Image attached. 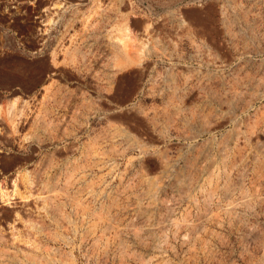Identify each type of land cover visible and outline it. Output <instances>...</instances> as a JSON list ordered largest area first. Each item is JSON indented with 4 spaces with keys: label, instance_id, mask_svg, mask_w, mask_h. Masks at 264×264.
<instances>
[{
    "label": "rangeland",
    "instance_id": "374dc122",
    "mask_svg": "<svg viewBox=\"0 0 264 264\" xmlns=\"http://www.w3.org/2000/svg\"><path fill=\"white\" fill-rule=\"evenodd\" d=\"M46 261L264 264V0H0V264Z\"/></svg>",
    "mask_w": 264,
    "mask_h": 264
},
{
    "label": "bare ground",
    "instance_id": "6f19581e",
    "mask_svg": "<svg viewBox=\"0 0 264 264\" xmlns=\"http://www.w3.org/2000/svg\"><path fill=\"white\" fill-rule=\"evenodd\" d=\"M183 28H184V27H183ZM117 37H118V36H117ZM121 37H122V36H121ZM142 39H143V38H142ZM128 40H129V39H128ZM122 43H123V42H122ZM150 43H151V42H150ZM132 44H133V43H132ZM133 45H135V44H133ZM145 45H146V47H145ZM147 45H148V44H147L146 42H144V40H143V41H141V44L138 45V46H140V47H139V50L136 49V48H134V47H137V48H138V46H134V47L132 46V47H133L134 49L138 50V53H139L140 50L143 52V50L147 48ZM149 45L151 46V44H149ZM153 46H154V45H153ZM132 47H129V48H127V49H130V48H131V49H132V52L135 51V54H137V53H136V50H134ZM141 47H143V48H142L143 50L140 49ZM151 47H152V46H151ZM131 49H130V50H131ZM150 49H151V48H150ZM124 50H125V49H124ZM148 50H149V48H148ZM128 51H129V50H128ZM129 52H130V51H129ZM142 52H141V53H142ZM144 52H146V51H144ZM139 54H140V53H139ZM139 54H138V56H139ZM142 54H143V53H142ZM138 56H136V57L139 59L141 56H140V57H138ZM140 59H141V58H140ZM227 114H228V113H227ZM197 115H198V114H197ZM225 118H227V117H225ZM228 119H229V118H228ZM237 129H238V128H237ZM114 130H115V129H114ZM207 130H208V129H207ZM115 131H116V130H115ZM120 131H121V130H120ZM120 131H119V129H118V131H117L116 133H114V132H113V133L116 135V134H117L118 132H120ZM121 132H122V131H121ZM113 133H112V134H113ZM105 134H106V133H105ZM112 134L109 132L108 135H109V136H110V135L113 136ZM118 134H119V133H118ZM121 134H122V133H121ZM111 136H110V137H111ZM124 136H125V135H124ZM190 136H191V134H190ZM113 137H114V136H113ZM115 137H116V136H115ZM115 137H114L113 139H116V138H117V137H116V138H115ZM131 137H132V136H131ZM131 137H129V135H128V137L125 136V140L128 139V142L131 143V145H132V143H136V141L134 140L135 138L133 139V138H131ZM133 137H134V136H133ZM123 138H124V137H123ZM108 139H110V138H108ZM111 139H112V138H111ZM113 139H112V140H113ZM116 141H117V140H116ZM122 142H124V141H122ZM128 142H127L126 144L130 146V144H128ZM112 144H113V143H112ZM115 144H116V143H115ZM137 144H138V142H137ZM142 144H143V143H142ZM142 144L140 143V145H142ZM140 145H139V147H140ZM91 146H92V145H91ZM111 146H112V145H111ZM115 146H116V145H115ZM115 146H114V147H115ZM117 146H118V145H117ZM135 146H136V145H135ZM137 146H138V145H137ZM118 147H119V146H118ZM144 147H145V145H144ZM197 147H198V146H197ZM110 148H111V147H110ZM119 148H120V147H119ZM121 148H122V147H121ZM125 148H126V146H125ZM137 148H138V147H137ZM140 148H141V147H140ZM106 149H107V148H106ZM112 149H115V148L112 147ZM116 149H117V148H116ZM100 151H102V150H100ZM122 151H123V149H122ZM109 152H110V151H109ZM141 152H142V151H141ZM188 152H189V151H188ZM188 152H187V153H188ZM204 152H205V151H204ZM206 152H207V151H206ZM95 153H96V151H95ZM105 153H106V152H105ZM107 153H108V152H107ZM115 153H116V152H114V154H115ZM148 153H149V152H148ZM158 153H159V152H158ZM99 154H101V153H99ZM99 154H98V156H97V159H98L99 163L102 164V163L105 161V160H104V156H102L103 153H102V155H99ZM118 154H121V153H119V151H118ZM200 154H201V153H200ZM116 155H117V154H116ZM158 155H160V154H158ZM158 155H157V156H158ZM188 155H189V154H188ZM112 156H113V155H112ZM176 156H177V155H176ZM107 157H109V155H108ZM117 157H118V156H117ZM161 157H162V156H161ZM178 157H181V156L178 155ZM178 157H173L172 159H168V158H167L168 160L164 159V157H163L164 160H162V163H161L162 175H161L160 177H157V178L149 179V184H148V185H149V189H148V195H147V196H149L148 198L150 199V201H149L148 205H147L146 207H144V209H143L145 214H146V212L152 211V210L155 208V205H156V203H157V194H158V192H159L161 189H163L164 186H167V184H168L167 182H171V186H173V187H175V188H177V189H179V190L181 191V193H179V195L182 194V193L187 195V193H189L188 191L191 189V187H192V183H190V180H189L188 176H187L185 173H183V172H176V171H175V174H172V169H173L174 166L177 164V162H178ZM187 157H188V156H187ZM187 157H186V158H187ZM109 158H110V157H109ZM113 158H114V157H113ZM115 158H116V157H115ZM195 158H196V157H195ZM105 159H106V158H105ZM182 159H183V158H182ZM224 159H225V158H224ZM94 160H96V158H94ZM94 160H93V165L95 164L94 162H96V163L98 162V161H94ZM113 160H114V159H113ZM183 160H184V159H183ZM204 160H205V159H204ZM159 161H161V160H159ZM208 161H209V160H208ZM107 162H108V161H107ZM109 162H110V161H109ZM184 162H185V161H184ZM115 163H116V162H115ZM105 164H107V163H105ZM105 164L103 163V166H104ZM97 165H98V163H97ZM97 165L95 164L94 166L97 167ZM113 165H115V164L113 163ZM99 166H100V165H99ZM109 166H110V165H109ZM104 167H105V166H104ZM113 167H114V166H113ZM97 168H98V167H97ZM98 169H99V168H98ZM104 169H105V168H104ZM107 169H108V168H107ZM109 169L111 170V168H109ZM109 169H108V170H109ZM178 169H179V168H178ZM99 170H100V169H99ZM203 170H204V169H203ZM111 171H112V170H111ZM199 171H200V170H199ZM106 172H107V171H106ZM186 172H188V170H187ZM104 173H105V172H104ZM106 174H109V172L106 173ZM106 174H105V175H106ZM102 175H103V174H102ZM111 175H112V174H111ZM199 175H200V174H199ZM103 176H104V175H103ZM108 176H109V175H108ZM113 176H114V175H113ZM98 178H99V176H98ZM101 178H102V177H101ZM120 178H121V177H120ZM148 178H149V177H148ZM190 178H191V177H190ZM203 178H204V177H203ZM145 179H146V178H145ZM102 180H103V179H101V182H102ZM107 180H109V179H107ZM110 180H112V179H110ZM110 180H109V181H110ZM146 180H147V179H146ZM34 181H35V180H34ZM76 181H77V180H76ZM208 181H209V180H208ZM98 182H99V181H98ZM98 182H96L97 185H98L99 183H101V182H99V183H98ZM105 182H106V183H105ZM105 182H104V183H105V185L107 186L108 183H107L106 180H105ZM144 182H145V180H144ZM43 183H44V182H43ZM93 183H94V182H93ZM104 183H103V184H104ZM109 183H110V182H109ZM145 183H146V182H145ZM209 183H210V181H209ZM90 184H91V183H90ZM103 184H102V186H103ZM43 185L45 186V184H43ZM94 185H95V184H93L92 186L94 187ZM109 185L111 186V184H109ZM109 185H108V186H109ZM145 185H146V184H145ZM199 185H200V184H199ZM89 186H90V185L87 184V186H84V188H85V187H88V189H86V190H89V189H90ZM95 186H96V185H95ZM102 186H101V187H102ZM106 186H103V187H106ZM110 186H109V188H111ZM193 186H195V185H193ZM146 187H147V186H146ZM42 188L46 190V188H48V186H45V188L42 186ZM42 188H41V190L44 192V190H43ZM97 188H98V187H97ZM109 188H107V189L109 190ZM147 188H148V187H147ZM170 189H172V188H170ZM170 189H169V187H168V190H170ZM177 189H176V190H177ZM41 190H40V191H41ZM47 190H48V189H47ZM86 190H84V193H85ZM98 190H99L100 195H101V192L104 191L103 188H102V189L99 188ZM166 190H167V189H166ZM42 191H41V193H42ZM110 191H111V190H110ZM120 191H121V190H120ZM146 191H147V190H146ZM45 192H46V191H45ZM95 192H96V191H95ZM160 192H161V191H160ZM176 192H177V191H176ZM41 193H38V194H41ZM51 193H52V192H51ZM91 193H92V192H91ZM105 193H107V192H105ZM161 193H162V192H161ZM46 194H48V193H46ZM88 194H90V193H88ZM95 194H97L96 196H98V192L95 193ZM103 194H104V193H103ZM146 194H147V192H146ZM146 194H145V196H146ZM43 195H44V194H43ZM85 195H87V193H85ZM108 195H109V194H108ZM208 195H209V194H208ZM33 196H34V194H33ZM145 196H144V197H145ZM184 196H185V195H184ZM189 196H190V195H189ZM88 198H89V197H88ZM90 198H91V197H90ZM95 198H96V197H95ZM110 198H111V197H110ZM142 198H143V197H142ZM148 198H147V199H148ZM158 198H159V197H158ZM160 198H161V197H160ZM160 198H159V199H160ZM48 199H50V200H48ZM73 199H74V198H73ZM96 199H97V198H96ZM96 199H95V200H96ZM106 199H107V198H106ZM112 199H113V198H112ZM132 199H133V198H132ZM147 199H146V200H147ZM159 199H158V200H159ZM37 200H39V202H40L39 205L42 204V207H43L44 203L47 202V201H49V202H48V205H50L49 203L51 202V197L49 198L48 195H44V196H41V195L38 196V195H37ZM88 200H89V199H88ZM92 200H93V199H92ZM110 200H111V199H110ZM134 200H135V198H134ZM144 200H145V199H144ZM160 200H161V199H160ZM52 201H53V200H52ZM74 201H75V200H74ZM97 201H99V199H98ZM111 201H112V200H111ZM35 202H36V201H35ZM95 202H96V201H95ZM108 202H109V201H108ZM37 203H38V202H37ZM37 203H36V204H37ZM93 203H94V202H93ZM98 203H99V202H98ZM137 203H138V202H137ZM144 203H145V202H144ZM45 204H46V203H45ZM52 204H53V203H52ZM131 204H132V203H131ZM134 204H136V203H134ZM145 204H146V203H145ZM48 205L46 204V206H48ZM76 205H77V204H76ZM137 205L140 206L139 204H137ZM137 205H136V206H137ZM158 205H159V204H158ZM44 206H45V205H44ZM77 206H78V205H77ZM98 206H100V205H98ZM156 206H157V205H156ZM36 207H37V206H36ZM48 207H49V206H48ZM100 207H101V206H100ZM80 208H82V206H80ZM87 208H88V207H87ZM87 208L85 209V211L87 210ZM95 208H96V206H95ZM108 208H109V207H108ZM141 208H143V207H141ZM230 208L233 209V206H230ZM37 209H38V208H37ZM40 209H41V208H39L38 210H40ZM98 209H99V208H98ZM100 209H101V208H100ZM134 209H136V208L134 207ZM228 209H229V208H228ZM90 210H93V208L91 209V208L89 207V211H90ZM94 210H95V209H94ZM102 210H103V208L101 209V212H102ZM108 210H109V209H108ZM43 211H44V209H43ZM43 211H42V212H43ZM49 211H50V210H49ZM80 211H82V212H80V214L83 213V212L85 213V211H83V210H80ZM153 211H154V210H153ZM87 212H88V210H87ZM90 212H91V211H90ZM92 212H93V211H92ZM95 212H96V211H95ZM95 212H94V215L96 214ZM97 212L99 213L98 210H97ZM138 212H139V210H138ZM141 212L143 213V211H141ZM154 212H155V211H154ZM38 213H40V212H38ZM47 213H48V211H47L45 214L47 215ZM144 213H143V214H144ZM80 214H79V215H80ZM150 214H151V213H150ZM150 214H149V215H150ZM41 215H42V213H41L40 215H38V216L41 217ZM90 215H91V214H90ZM90 215H89V216H90ZM97 215H98V214H97ZM147 215H148V214H147ZM149 215H148V216H149ZM153 215H154V214H153ZM81 216H82V215H81ZM89 216H88V217H89ZM144 216H145V215H144ZM86 217H87V216H86ZM92 217H93V216H92ZM94 217H95V216H94ZM139 217H140V216H139ZM165 217H166V216H165ZM43 218H44V217H43ZM96 218H98V217H96ZM147 218H148V217H147ZM153 218H154V217H153ZM93 219H94V218H93ZM98 219H100V216H99ZM145 219H146V217H145ZM148 219H149V218H148ZM148 219H147V220H148ZM171 219H172V218H171ZM100 220H101V221H104V220H102V219H100ZM105 220L107 221L108 219H105ZM150 220H151V219H150ZM150 220H149V221H150ZM41 221H42V220H41ZM92 221H94V220H92ZM109 221H111V220H108L107 222L109 223ZM154 221H155V220H154ZM97 222H99V221L97 220ZM152 222H153V219H152ZM152 222L146 224V226H145L146 228L144 227L145 229H147L146 231H148V230H152V228H154V227H152V225H153ZM95 223H96V221H95ZM89 224H90V223H89ZM91 224H92V223H91ZM98 224H99V223H98ZM100 224H101V223H100ZM103 224H104V223H103ZM111 224H112V223H111ZM154 224H155V222H154ZM130 225H131V224H130ZM156 225H158L157 221H156ZM62 226H63V225H62ZM68 226H69V225H68ZM86 226H88V225H86ZM90 226H91V225H90ZM98 226H99V225H98ZM98 226H97V227H98ZM102 226H103V225H102ZM105 226L109 227L110 225H109V226H108V225H105ZM91 227H92V226H91ZM111 227H112V226H111ZM130 227H132V226H130ZM157 227H158V226H156V228H157ZM31 228H32V226H31ZM68 228H69V227H68ZM95 228H96V227H95ZM156 228H155V229H156ZM83 229H84V228H83ZM88 229H89V228H88ZM88 229H87V232H89ZM130 229H131V231H133L132 228H130ZM130 229H129V230H130ZM68 230H69V229H68ZM90 230H91V229H90ZM92 230L94 231V229H92ZM102 230H103V229H102ZM107 230H108V229H107ZM93 231H92V233H93ZM116 231H117V230H116ZM149 232H151V231H149ZM88 234H90V233H88ZM88 234L86 233L85 235H88ZM112 235H113V234H112ZM151 237H152V236H151ZM17 240H18V239H17ZM32 240H33V239H32ZM106 240H107V239H106ZM117 240H118V239H117ZM119 241H120V240H118L117 243H119V244L121 245V243H120ZM1 242H2V241H1ZM117 243L115 242L116 245H117ZM30 244H31V243H30ZM119 244H118V245H119ZM32 245H33V244H32ZM32 245H31V247H33ZM34 245H36V244L34 243ZM116 245H115V247H116ZM37 247H38V246H37ZM120 247H122V246H120ZM120 247H118V248H120ZM35 248H36V247H35ZM116 248H117V247H116ZM30 249H31V248H30ZM32 249H33V248H32ZM33 250H35V249H33ZM38 250H39V248H38ZM38 250H37V251H38ZM120 250H121V249H120ZM124 250H125V249H122V251H124ZM9 251H10V250H9ZM10 252H11V251H10ZM40 252H41V251H40ZM124 253H125V252H124ZM25 254H26V253H25ZM28 254H29V253H28ZM36 254H37V253H36ZM29 255H30V254H29ZM29 255H28V256H29ZM31 255L34 256L35 254H31ZM29 257H30V256H29ZM29 257H28V259H29V261H31V259H30ZM47 257H48V256H47ZM47 257H45V258H47ZM34 258H35V257L32 258V259H33L32 261H34ZM52 258H53V256H52ZM54 258H55V257H54ZM54 258H53V259H54ZM25 260H27V259H25ZM37 260H38V259H37ZM37 260H35V261H37ZM49 260H50V259H49ZM54 260H55V259H54ZM44 261H45V260H44ZM55 261L57 262V260H55ZM58 261H60V260H58ZM37 262H38V261H37ZM60 262H63V261H60ZM39 263H40V262H39ZM44 263H46V264H54V262H52V261H50V262L48 261V263H47V261H46V262H44ZM59 264H60V263H59ZM64 264H65V262H64Z\"/></svg>",
    "mask_w": 264,
    "mask_h": 264
}]
</instances>
